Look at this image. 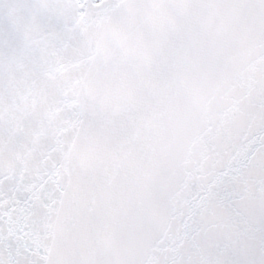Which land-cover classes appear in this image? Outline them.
Wrapping results in <instances>:
<instances>
[{"label":"snow or ice","instance_id":"6c2138e0","mask_svg":"<svg viewBox=\"0 0 264 264\" xmlns=\"http://www.w3.org/2000/svg\"><path fill=\"white\" fill-rule=\"evenodd\" d=\"M0 264H264V0H0Z\"/></svg>","mask_w":264,"mask_h":264}]
</instances>
